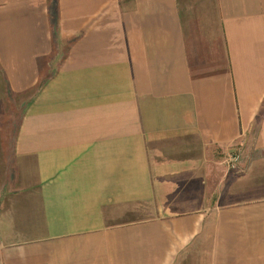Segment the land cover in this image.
<instances>
[{
    "label": "crops",
    "instance_id": "0c3cea01",
    "mask_svg": "<svg viewBox=\"0 0 264 264\" xmlns=\"http://www.w3.org/2000/svg\"><path fill=\"white\" fill-rule=\"evenodd\" d=\"M0 264H264V0H0Z\"/></svg>",
    "mask_w": 264,
    "mask_h": 264
},
{
    "label": "rangeland",
    "instance_id": "374dc122",
    "mask_svg": "<svg viewBox=\"0 0 264 264\" xmlns=\"http://www.w3.org/2000/svg\"><path fill=\"white\" fill-rule=\"evenodd\" d=\"M28 97L29 95L27 94L20 95V99L23 103L24 101L28 100ZM238 152L239 150L237 149V147H235L228 151L226 154L224 153V155L217 153V155L213 157L214 159H211V161L208 163L209 165L207 164V169L210 167L209 181L211 183H220L216 185L221 187L222 177H224L223 180H228L230 177L229 175L235 173V171L231 169V166L228 165V160L230 156L235 155V153L238 154Z\"/></svg>",
    "mask_w": 264,
    "mask_h": 264
},
{
    "label": "built area",
    "instance_id": "2783aa9c",
    "mask_svg": "<svg viewBox=\"0 0 264 264\" xmlns=\"http://www.w3.org/2000/svg\"><path fill=\"white\" fill-rule=\"evenodd\" d=\"M239 157H240V152H238V154L235 153V155L230 156V158L228 160V165L233 167L237 163V161L239 160L238 159Z\"/></svg>",
    "mask_w": 264,
    "mask_h": 264
}]
</instances>
